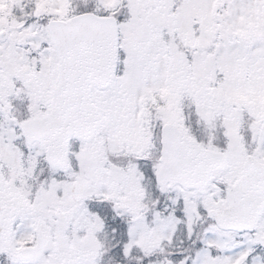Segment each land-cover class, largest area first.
Masks as SVG:
<instances>
[{
	"label": "snow or ice",
	"instance_id": "obj_1",
	"mask_svg": "<svg viewBox=\"0 0 264 264\" xmlns=\"http://www.w3.org/2000/svg\"><path fill=\"white\" fill-rule=\"evenodd\" d=\"M0 264H264V0H0Z\"/></svg>",
	"mask_w": 264,
	"mask_h": 264
}]
</instances>
